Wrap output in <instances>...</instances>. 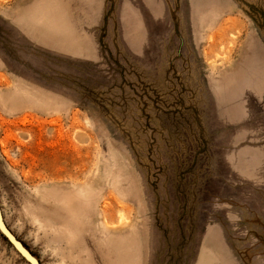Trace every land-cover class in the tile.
Here are the masks:
<instances>
[{
	"label": "rangeland",
	"instance_id": "374dc122",
	"mask_svg": "<svg viewBox=\"0 0 264 264\" xmlns=\"http://www.w3.org/2000/svg\"><path fill=\"white\" fill-rule=\"evenodd\" d=\"M0 209L39 264H264V0H0Z\"/></svg>",
	"mask_w": 264,
	"mask_h": 264
},
{
	"label": "crops",
	"instance_id": "0c3cea01",
	"mask_svg": "<svg viewBox=\"0 0 264 264\" xmlns=\"http://www.w3.org/2000/svg\"><path fill=\"white\" fill-rule=\"evenodd\" d=\"M50 5L42 6V5H33L29 10L25 13L26 17L25 19H19V23H24V25H31V26H38L40 23H45L47 25H50V27L54 28V31L57 30V32H60V29H62L65 32V21L58 17L51 16ZM21 16V15H20ZM19 16V17H20ZM32 28V27H29ZM30 29H24V31H29ZM65 34V33H64ZM60 45V46H59ZM51 46H56L59 48H71L70 45L65 44H51ZM78 50V49H77ZM87 50H82V53L84 54ZM88 50L87 52H89ZM85 55V54H84ZM90 55V54H89Z\"/></svg>",
	"mask_w": 264,
	"mask_h": 264
},
{
	"label": "water",
	"instance_id": "95a60500",
	"mask_svg": "<svg viewBox=\"0 0 264 264\" xmlns=\"http://www.w3.org/2000/svg\"><path fill=\"white\" fill-rule=\"evenodd\" d=\"M0 233L14 248V250L28 263L39 264L38 260L24 247V245L12 234L4 223L0 209Z\"/></svg>",
	"mask_w": 264,
	"mask_h": 264
},
{
	"label": "bare ground",
	"instance_id": "6f19581e",
	"mask_svg": "<svg viewBox=\"0 0 264 264\" xmlns=\"http://www.w3.org/2000/svg\"><path fill=\"white\" fill-rule=\"evenodd\" d=\"M84 167V165L82 164V168ZM101 180V179H100ZM100 180L97 182V184H96V186H95V189L97 188H99L100 187ZM81 186V188L83 187L84 189H88V181L87 182H85V183H82V184H80ZM55 191H57V190H55ZM59 191H62V190H59ZM58 199V198H57Z\"/></svg>",
	"mask_w": 264,
	"mask_h": 264
}]
</instances>
